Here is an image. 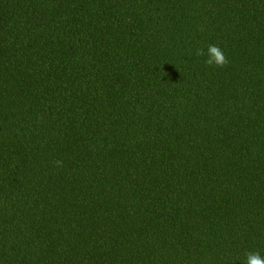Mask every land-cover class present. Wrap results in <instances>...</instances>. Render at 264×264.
<instances>
[{
	"label": "trees",
	"instance_id": "16d2710c",
	"mask_svg": "<svg viewBox=\"0 0 264 264\" xmlns=\"http://www.w3.org/2000/svg\"><path fill=\"white\" fill-rule=\"evenodd\" d=\"M209 44L226 66L195 55ZM247 251L264 256V0H0V264Z\"/></svg>",
	"mask_w": 264,
	"mask_h": 264
},
{
	"label": "clouds",
	"instance_id": "9594fccd",
	"mask_svg": "<svg viewBox=\"0 0 264 264\" xmlns=\"http://www.w3.org/2000/svg\"><path fill=\"white\" fill-rule=\"evenodd\" d=\"M195 55L198 57L206 56L204 63L208 66L224 67L229 63L223 50L214 44L207 46V52L203 48H197ZM56 164L60 165L62 161H56ZM242 264H264V256H261L259 251H247Z\"/></svg>",
	"mask_w": 264,
	"mask_h": 264
}]
</instances>
